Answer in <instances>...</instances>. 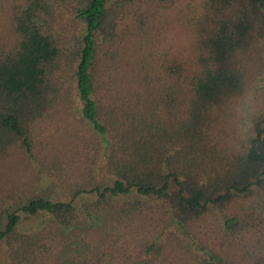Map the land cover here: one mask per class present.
<instances>
[{
  "label": "trees",
  "instance_id": "obj_1",
  "mask_svg": "<svg viewBox=\"0 0 264 264\" xmlns=\"http://www.w3.org/2000/svg\"><path fill=\"white\" fill-rule=\"evenodd\" d=\"M181 1L0 0V164L16 156L71 198L6 188L5 264H264V118L249 135L235 118L264 85V0H201L186 57L155 13ZM75 96L72 182L47 131Z\"/></svg>",
  "mask_w": 264,
  "mask_h": 264
},
{
  "label": "rangeland",
  "instance_id": "obj_2",
  "mask_svg": "<svg viewBox=\"0 0 264 264\" xmlns=\"http://www.w3.org/2000/svg\"><path fill=\"white\" fill-rule=\"evenodd\" d=\"M200 5L201 0H182L178 6L170 10L162 11L155 9V13L158 16L156 23L159 24L158 27L161 26V30L164 34V41L168 47L172 48L174 54L179 55L180 53H184L185 57L188 56L186 54V51L188 50V43L190 39L187 32L185 31V27L183 26L184 20L182 18H184V13L200 9ZM258 85L261 86L257 87V91L255 89H252L248 97L241 100L240 107L237 111L238 115L236 114L235 117L236 120L240 122V127H245V133L247 132V135L253 132V128L257 118H264V85L262 86L261 82L256 84V86ZM72 103L74 102L72 101ZM72 103L71 105H73ZM79 105L80 104L75 96V105H73L75 106V115H69L70 113L65 114V116L69 115V118L64 123L65 127H61L60 129H58L52 126V128H49V130L47 131V134L50 133L55 137V139L52 138V145H54L58 149L61 154L60 157H63L62 160H65V162L67 163V172L69 174L70 181L72 180V182L81 181V177L83 175V168L81 167L78 170L79 165H76L74 163V160H78L80 164H82L81 162H83V166L85 164L82 156L78 157L74 155L75 153H73L70 148L67 136V134L71 135L70 133H72L68 132L67 130H82L81 123L76 120V118H79ZM50 145L49 147H46L47 150H45V148H41L43 154L49 156V160L53 156L59 154L58 151L53 147H50ZM60 147L62 148L59 149ZM94 157L96 156L90 154V159ZM20 160L21 159L17 158L16 156H12L8 160L0 164V198H2L6 194V192H8L6 188H11L12 190L16 191H21V189H28V194H32L33 196L45 197L54 201L68 202L71 200L70 196H68L61 189L56 177H41L40 181L37 183V181L35 180V178L39 175L38 173H36V171L38 172L37 167H34V165H32L28 168L24 164H22ZM104 166L105 163L102 156L101 160L96 165L95 175L99 183L107 184L109 181H112V177L109 176ZM258 191L259 190H256V194L253 195L249 201L246 200V203L240 204L237 210L239 212H245L244 210H248L250 206H253V203L255 201L263 199V197L260 195L261 192L259 193ZM135 196L136 195L134 193L131 194V198H135ZM84 198L85 200L92 199L91 196H86ZM122 201L123 200H121V202ZM76 203L78 205L81 204V200H78ZM253 208L255 207L253 206ZM2 209L3 210H0V230L4 229L7 223L6 209ZM36 224H38V222L35 218L26 219L25 216L22 215L20 230L24 232L34 231ZM0 264H5L4 258H0Z\"/></svg>",
  "mask_w": 264,
  "mask_h": 264
}]
</instances>
